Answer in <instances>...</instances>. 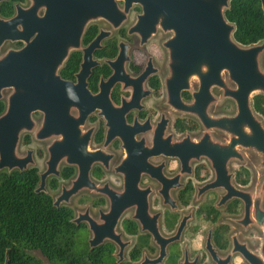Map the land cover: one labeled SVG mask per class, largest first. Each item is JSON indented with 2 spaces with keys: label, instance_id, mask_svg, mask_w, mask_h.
I'll return each instance as SVG.
<instances>
[{
  "label": "water",
  "instance_id": "1",
  "mask_svg": "<svg viewBox=\"0 0 264 264\" xmlns=\"http://www.w3.org/2000/svg\"><path fill=\"white\" fill-rule=\"evenodd\" d=\"M31 1L27 9L17 6L14 17L7 20L0 18V47L6 40L25 43L19 49H9L0 57V100L3 99V91L11 89L5 111L0 114V171H23L34 163L32 150H28L25 156L17 153L23 133L33 132L40 141L53 139L47 147L46 169L40 174L36 192H46L47 178L59 176L61 161L76 164L79 167L78 177L69 187H62L53 205L59 207L61 203L69 202L73 195L84 188L105 194L110 207L108 211L100 212L99 219L91 217L86 210L79 213L73 222L76 225L82 221L88 224L92 234L90 249L105 241L115 243L119 247L116 254L118 263L123 261L124 249L130 241H123L117 226L123 213L135 207L134 218L140 221L143 230L153 233L161 246L156 260L146 258L141 264L157 263L165 254L166 244L173 239L162 238L159 234L156 227L158 214H149L150 189L139 187L142 173L154 174L147 161L149 156L160 151L167 156L178 157L183 164H187L192 158L206 155L218 164L216 155L237 157L236 149L242 147L257 152L261 158L258 168L264 167V127L251 105L254 94H264V70L260 65L264 40L248 46L235 40V25L225 16L230 0ZM118 1L123 2V8L119 7ZM260 2L264 13V0ZM133 4H139L142 12L130 28V33H137L141 43L147 42L158 27L172 32L171 37L164 42L169 57V74L165 78L167 101L176 110L197 116L206 132L198 141L189 136L181 141H173L168 136L162 140L166 145L156 151V143L150 148L143 139L135 140L134 135L144 128L131 130L128 126L124 127L128 134H119L124 142L126 156L118 170L123 173L125 181L123 190L117 191L106 185L96 186L89 180L91 164L94 161L107 164L109 156L105 157L102 150L89 151L90 135L81 130L88 113L100 107L101 101L100 95L92 96L84 89L86 59L95 48H100L101 40L109 36L110 32L100 30L84 49V63L77 74L78 84L62 79L58 71L70 52L80 48L89 22L104 19L117 28L126 20ZM41 9L44 12L39 15ZM127 48L125 43H120V52L114 64L115 74L110 79L118 77L117 70L123 67L127 59ZM149 72L145 71L136 79L137 87ZM193 79L197 80L198 88L192 91L193 100L184 102L181 91L191 90ZM213 87L221 89V98L212 93ZM103 97L106 100L107 97ZM222 99H232L236 104V113L232 116L209 115V105ZM72 109L78 110L77 116L71 114ZM101 109L108 119V142L116 134V129L109 115V105H102ZM36 112L43 114L38 127L33 117ZM211 129L226 132L230 141L226 144L217 142L209 133ZM158 178L162 179L161 176ZM228 188L231 190V187ZM263 191L264 181L254 195L236 190H232V193L241 196L246 211L258 214L260 218L257 219L262 221L264 211L260 204ZM177 237L178 234L174 238ZM262 252V256L252 252L246 253V256L251 264H264V245Z\"/></svg>",
  "mask_w": 264,
  "mask_h": 264
},
{
  "label": "flooded vegetation",
  "instance_id": "2",
  "mask_svg": "<svg viewBox=\"0 0 264 264\" xmlns=\"http://www.w3.org/2000/svg\"><path fill=\"white\" fill-rule=\"evenodd\" d=\"M8 1L10 0L1 1L0 5L1 3ZM31 4V0H16L13 2V14L5 17L0 13V18L5 20L10 19L17 14V6L27 9L31 6ZM118 5L120 8H123L124 6L122 1H118ZM131 9L136 12H133V22L126 26L125 24L129 20ZM43 12L44 9H41L38 11V14L42 15ZM141 12L142 7L139 4H133L129 9L126 20L123 21L117 28H113V26L104 19L89 22L85 28L84 34L88 26L93 24L97 26V33L88 43L83 42V34L80 48L70 52L68 58L73 52H77L80 56L78 68L73 74V77L70 79H64L60 74V70L63 68L68 58L64 61L58 71L62 79L72 82L73 84H78L77 74L81 71L82 64L84 63V49L87 48L88 45L95 39V37L100 33V30L110 32L109 36L101 40L100 48H95L86 59L87 74H85L83 80L84 89H86L92 96L100 95L101 101L99 100L100 107H96L88 113L81 130L83 132H88L90 135L88 143L89 151L102 150L105 157L107 155L109 156L107 164H104L101 161H94L91 164L88 173L89 180L96 186L106 185L117 191L123 190L125 181L123 173L118 170V167L121 165L126 156L124 142L120 136V134H128V132H125L126 129L124 127L128 126L131 130L144 128L143 131L134 135L135 140L143 139L145 145L150 148L156 143V151L166 145V143H162V140H166L168 136H171L173 141H181L186 136H189L190 139L194 141H198L206 132L205 127L197 116L191 113L178 111L167 101L165 78L169 74V57L168 50L164 46V42L171 37L172 32L165 31L161 27H158L156 32L145 43H141V37L137 33H130V28L136 23L137 16ZM98 21L105 22L108 27L99 26ZM159 35L164 36L159 41V45L153 44L152 41ZM110 39L115 40V55L113 57H99L98 53L103 51L108 46L106 42ZM135 40H137L138 47H147V55H145L144 52L142 57H138L136 55L135 46L133 47L132 45ZM120 43H125L128 47L126 54L127 59L124 61L123 67L117 70L118 77L116 79H110L115 74L114 64L117 61V57L120 52ZM24 44V41L6 40L0 47V57L9 49H19L23 47ZM163 54L167 57L165 62L166 72H160V68L156 64V60L162 58ZM147 70L150 72L147 74L141 85H138L137 87L136 79H138ZM192 81L191 90L181 91V98L184 102L192 101V91L198 88V82L197 87L193 88ZM152 82H155V84L153 85ZM219 90L221 91L218 87H213L212 93L216 97L221 98L222 91L220 94L221 97L216 94ZM185 92L190 94L189 99L184 98L183 93ZM104 95L107 97L106 100L103 97ZM151 98L162 99V105L164 104V107L166 108L165 110H170L177 115L173 121L165 110H161L157 113L156 110L147 107L146 102ZM103 100L105 102H103ZM223 100L227 99H222L219 102L210 104L207 109L208 114L214 117L221 115H234L236 110L235 113L232 114H213L211 112L213 105L219 104L223 102ZM229 100L233 101L232 99ZM105 104L109 105V115L113 121V126L116 129L114 130L116 134L108 142V119L106 118V114L103 112V109H101L102 105ZM71 114L73 116H77L78 110L72 109ZM256 114L257 116H261L258 113ZM37 115H40V119L42 120L43 114L41 112H36L33 114V117ZM185 115L195 117L200 123L203 131L199 136L192 137L187 133L184 134L187 127L185 123ZM259 120L261 121L260 118ZM177 122L182 123L184 126L183 130H179L177 128ZM209 133L213 139L221 144H226L230 141L229 135L222 130L211 129ZM25 134L30 135L31 143L34 133L33 137L32 132L23 133L21 141ZM99 137L100 139H98ZM34 139L37 140L35 137ZM52 140L53 139L45 141H49L50 144ZM37 141L44 142L40 140ZM38 150L36 151L37 156ZM42 152L44 155L43 150ZM236 152L238 156L231 158H226V156L222 154L216 155L218 164H215L211 158L206 155H200L197 158H192L187 164H183L178 157L167 156L160 151L156 155L148 157L147 161L151 165L152 173L154 174L145 172L142 173L139 179V187L150 189L148 195L149 214L151 216L158 214L156 227L159 234L162 238L173 239L166 244L163 258L157 263L149 264H251L248 256H246V253L252 252L258 256L263 255L264 219L259 221L257 219V217L260 218L258 214H255L252 211L250 212V210L246 211L244 199L241 196L232 193V190L254 195L264 181L263 178L256 185L251 186V171L247 165L249 152L258 156V163L256 164L257 172L260 173L264 171V167L262 169L258 168L261 163V158L254 150L238 147ZM34 154L35 152L33 151V160ZM30 167L37 168L35 160L28 168ZM63 167H70L73 170V173L67 179H63L61 177V170ZM59 171V176L51 175L46 181V193H48L47 187H49V181L52 178H57L59 181L60 177L64 181H68L67 184H63L61 186L59 183L60 188L58 186L57 189L53 190L58 191L60 189L56 198L61 194L63 186L69 187L78 177L79 167L74 163H67L63 160L59 165ZM43 172H39V178L40 174ZM108 175H113L114 178L119 180V187L111 183V181L107 178ZM159 176H161L162 179L158 178ZM215 183L216 185L213 186ZM228 186L231 187V190ZM85 192L94 196L90 198V202L97 208V217H94L91 214V207L88 205L84 211L78 212L76 215L74 213V218H76L79 213H84L88 210L91 217L99 219L101 211L106 212L109 210V199L105 194L95 192L88 188L80 190L71 198ZM95 201L102 202L96 205ZM67 203L63 202L60 206L66 205ZM159 204L163 206V209L154 210V207ZM260 208L264 211V191ZM127 211L130 212V217L123 218ZM134 215L135 207L129 208L123 213L117 226V231L122 233L123 239V232L128 234L123 229V220L130 219L133 221V234H128L134 237L133 242L131 243V240L123 239V241H130L129 245H127L125 249L127 247H130V249L132 247L133 249H139V257L133 261V264H141L146 258L148 260H156L160 255L161 246L156 241L151 231L143 230L142 224L137 218H134ZM81 224L82 226H86L88 231L91 233L89 226L85 221H82L77 226H80ZM120 226L123 229V232L119 231L118 227ZM177 234L178 237L174 238ZM105 242H110L115 246L116 251L114 256L118 261L116 254L118 253L119 247L111 241ZM123 261H125L124 258Z\"/></svg>",
  "mask_w": 264,
  "mask_h": 264
},
{
  "label": "trees",
  "instance_id": "3",
  "mask_svg": "<svg viewBox=\"0 0 264 264\" xmlns=\"http://www.w3.org/2000/svg\"><path fill=\"white\" fill-rule=\"evenodd\" d=\"M14 1L1 3V15L7 17L13 14ZM225 16L235 25L233 35L240 44L248 46L264 40V13L260 0H230ZM96 33V25L88 26L83 42L88 43ZM106 44L108 46L98 53L99 57L115 55V40L110 39ZM79 58L77 52L70 55L60 70L62 78L73 77ZM183 96L190 98L188 92L183 93ZM251 105L256 113L264 117V94H254ZM5 107L4 100H0V114L5 111ZM176 126L179 130L184 129L180 122ZM22 141L29 144L30 135L25 134ZM37 154L42 157V150H38ZM72 173L70 167H63L61 177L67 179ZM39 180L36 167L23 171H0V264H43L30 251H40L50 264H133L139 257V249L132 247L128 251V260L117 263L114 256L116 248L110 242L92 250L89 245L84 250L75 249V237L82 225L73 223L74 212L71 207H55L49 193L36 192ZM58 186L57 178L49 181L51 190ZM100 202L95 201V204ZM122 226L128 234H133L132 220L124 219Z\"/></svg>",
  "mask_w": 264,
  "mask_h": 264
},
{
  "label": "rangeland",
  "instance_id": "4",
  "mask_svg": "<svg viewBox=\"0 0 264 264\" xmlns=\"http://www.w3.org/2000/svg\"><path fill=\"white\" fill-rule=\"evenodd\" d=\"M136 11H133V9H131L130 15H129V20L127 21V23L125 24L126 26H128L129 24H131L133 22V18H134V13ZM98 25L101 27H108V25L103 22V21H98ZM164 36L159 35L158 37H156L152 43L153 44H158L159 45V41L163 38ZM133 47L135 46V53L138 57H142L143 52L145 53V55L148 54V49L147 47H138L137 44V40H135L133 42ZM164 53V51H163ZM167 60L166 55L163 54V57L156 60V64L157 66L160 68V72H166V65L165 62ZM260 65L262 70H264V52L262 53L261 57H260ZM225 78L227 79V75L224 74ZM228 81V79H227ZM192 86L193 88L197 87V81L193 80L192 81ZM230 85H233L231 82H229ZM11 92V89H5L3 91V99L5 104L7 101V96L8 94ZM218 96L221 97V91L219 90V92L216 93ZM253 97V96H252ZM147 107L152 108L154 110L158 112H160L161 110H165L166 108L164 107V104L162 105V99L161 98H151L150 100H148L146 102ZM236 110V106L235 103L229 99L227 100H223V102L213 105V107L211 108V112L213 114H232L235 113ZM168 115L171 117L172 121L173 119L177 116L176 114H174L172 111L170 110H165ZM258 117L261 119L263 125H264V118H262L261 116L258 115ZM186 118V131H184V134H189L192 137L193 136H199L202 133V127L200 125V123L197 121V119L193 116H189V115H185ZM34 119L37 121V127L40 125V115L34 116ZM171 130L173 131V129L171 128ZM175 132V131H174ZM181 135V134H180ZM179 136V135H178ZM32 137H33V132H32ZM49 144V141H44V142H39L37 140L32 139V142L29 145H24L23 142L20 140L18 147H17V153L21 156H24L26 154V151L28 149H32L35 154H34V160H35V165L37 166L39 172H43L46 169V161L48 159V153L46 151V147ZM38 149H42L44 151V155L43 157H38L36 155V151ZM258 163V156L252 152L248 153V167L250 168L251 171V186L256 185L260 180H262L264 178V171L258 173L257 169H256V164ZM111 183H113V185L119 187V180H117V178H114L113 175H108L107 177ZM59 183L60 186L63 184H67L68 181H64L63 179H61L59 177ZM59 186V188H60ZM60 190V189H59ZM58 191H53L51 190L49 187H47V192L52 196L53 200L56 198V195L59 193ZM94 197L93 195H91L88 192L85 193H80L76 196H74L73 198H71L70 202L67 203L66 205L72 207V209L74 210L75 215L78 212H82L85 210V208L89 205L91 207V214L94 217H97V208L94 207L91 202H90V198ZM163 206L161 204L156 205L154 207V210H161ZM130 217V212L127 211L123 218H129ZM82 225V224H81ZM119 231L123 232V229L120 227H118ZM91 237V233L88 231V228L86 226H81L76 234V241H75V249L77 250H84V248H86L88 246V241L89 238ZM133 238L132 236L126 234L125 232H123V239L124 240H131V243L133 242ZM130 249V247H127L125 249V254H124V260H128V250ZM30 253L37 259L41 260L43 264H50V262L47 260V258L45 256H43L41 254L40 251H30Z\"/></svg>",
  "mask_w": 264,
  "mask_h": 264
}]
</instances>
